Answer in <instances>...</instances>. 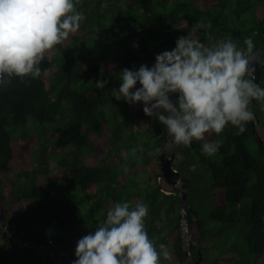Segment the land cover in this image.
<instances>
[{"label": "trees", "instance_id": "16d2710c", "mask_svg": "<svg viewBox=\"0 0 264 264\" xmlns=\"http://www.w3.org/2000/svg\"><path fill=\"white\" fill-rule=\"evenodd\" d=\"M78 8L86 20L48 53L39 78L0 84V208L5 221L29 242L81 237L113 203L143 200L149 206V237L157 246L165 244L172 256L162 264H184L178 187L163 178L152 183L150 175L138 177L146 166L153 177L160 176L164 126L145 116L141 103L117 101L98 90L95 81L119 85L121 69L151 66L155 54L172 49L181 35L208 44L206 30L192 29L197 21H210L207 31L215 38L230 37L241 47L244 38H253L264 87V0H81ZM116 103L125 119L116 116ZM252 109L264 130V111L255 100ZM28 127L36 133L26 132ZM245 127L241 135L231 125L220 136L206 134L223 141L212 157L202 154L199 141L174 147L172 166L187 184L191 263L199 253L198 264H264V147L251 121ZM52 150L60 153L54 156ZM118 150L125 152L120 165L108 163ZM52 159L62 168L57 201L50 187L38 184L44 177L41 167L47 169ZM192 164L195 171L189 170ZM10 174L15 179L6 193L1 183ZM72 244L70 238H59L48 243V250L55 253ZM48 253L28 254L0 231V264H69L74 259L73 252L54 258Z\"/></svg>", "mask_w": 264, "mask_h": 264}, {"label": "clouds", "instance_id": "9594fccd", "mask_svg": "<svg viewBox=\"0 0 264 264\" xmlns=\"http://www.w3.org/2000/svg\"><path fill=\"white\" fill-rule=\"evenodd\" d=\"M80 4L81 0H0V84L10 83L13 78L21 82L39 78L40 65L48 53L70 34L77 33L86 20L78 8ZM211 27L210 21H197L192 29L206 30L208 44L187 35L178 36L172 49L155 54L151 66L121 69L120 83L112 89L117 101L123 99L132 106L141 103L144 115L164 126L170 138L166 139L169 149L190 147L193 141H199L201 152L207 157L216 155L223 141L209 140L206 134L220 136L229 125L236 129L235 135L243 134L246 124L254 120L250 110L253 100L264 111V87L253 76L252 64L260 55L259 50L254 51L253 38H244L241 47L230 37H213L207 31ZM99 71L102 74L104 69ZM107 84L106 79L95 81L98 90ZM135 152L133 149V155ZM121 167L127 172L126 164ZM196 167L192 164L189 170L195 171ZM159 178L161 175L156 177ZM148 215L149 206L143 200L113 203L97 226L76 241L74 259L69 264L170 261L167 246H157L148 235ZM181 223L182 217L180 234ZM185 226L189 233L187 221ZM190 241L189 235V245ZM30 242L34 245V238ZM47 251L48 255L54 254L48 244L43 252ZM192 263L188 251V264Z\"/></svg>", "mask_w": 264, "mask_h": 264}, {"label": "water", "instance_id": "95a60500", "mask_svg": "<svg viewBox=\"0 0 264 264\" xmlns=\"http://www.w3.org/2000/svg\"><path fill=\"white\" fill-rule=\"evenodd\" d=\"M252 67L254 68L253 76L255 77V82L260 84L261 69L256 60L253 62ZM250 110L253 112L252 103L250 105ZM251 124H252L253 132L256 135L258 142L264 147V130L261 134L258 133L257 127H256V124L258 125V121L256 120L255 114H254V120L251 121ZM163 133H164V129L162 130V134ZM166 139L168 140L170 138H168L166 135ZM173 151H174V147L169 149L167 146H165V148L159 153L158 162H159V167L161 171L160 175L164 179V181L171 186H177L180 190L179 215L180 217H182V223H181L182 232L180 235L182 239L185 240L186 245L183 249L184 261H185V264H188L189 233H188V230L186 229V226H185L186 221L183 216L184 215L183 213L185 211L184 208L187 205V200H186L187 184L182 181L179 172L176 169H174L172 166V162L174 158ZM0 231H1L2 238L4 240L19 246L23 251L27 252L28 254H35V253L44 251V247H47L48 243L54 242V240L59 239V238H70L73 240V244L71 247L67 249H63L54 254H49L48 257L50 258L54 256L67 255L73 252L75 243L80 238V237L73 236V235H60V236L54 237L50 241L43 240L41 238H36L34 239L35 244L33 245L32 242H28L26 238L17 234L10 228V226L6 223L4 214L1 210H0ZM200 259H201V255L198 253L197 260H195L192 264H198Z\"/></svg>", "mask_w": 264, "mask_h": 264}, {"label": "rangeland", "instance_id": "374dc122", "mask_svg": "<svg viewBox=\"0 0 264 264\" xmlns=\"http://www.w3.org/2000/svg\"><path fill=\"white\" fill-rule=\"evenodd\" d=\"M104 1L105 0H102V2H104ZM102 22L104 23L106 21L102 20ZM109 49H110V47H109ZM117 86H118V82H116L115 85L111 83L110 85L105 87L103 91L105 92L106 95L113 97L112 96V89L116 88ZM113 98H115V97H113ZM116 104H117V106L119 108V111H120V114L117 113L116 116L118 118H120V119H125V117L123 118V116H122V113H121L122 109H120V107H119L120 104H118V103H116ZM105 113L107 115H110L111 112L108 109H106ZM130 118H131V116H130ZM256 127H257L258 133L261 134L263 132V129L260 126H258L257 124H256ZM25 131L26 132L27 131L30 132L32 135L36 133L35 129H32V127L26 128ZM249 148H250L251 151H253L254 146H249ZM52 151H53L52 154L54 156H57V154L60 153V151H58V150H52ZM80 151L83 152V153H86L85 151H87V150L86 149H81ZM113 153H114L113 157L108 159L107 162L109 163L110 161H115L116 164L119 166L120 165V161L119 160L124 157L125 152L123 150H118L116 152L114 151ZM46 167H47V169H45L44 167H41L43 170L45 169V171L42 170V172H43L42 174L44 175V177H39L38 178V184L46 186L47 188L50 187L52 189V193L54 194L53 200L57 201V200L60 199L59 194L61 193V189L57 187L61 183L60 182L61 178H59L57 176V174L62 171V168L53 159L48 161ZM147 175H150L152 183H155L157 181V179L155 177H153L154 175H153V172H152V169H151L150 166H146L145 169H143V170L138 172V177L141 180L146 179ZM14 179H15V176L13 174H10V178L7 180V182L1 183L3 192H6V193L10 192L11 182ZM7 197H9V196H7ZM209 201L207 203V207H208ZM21 204H25V203L21 202ZM25 206H27V205L25 204ZM189 235H190V238H191L190 231H189Z\"/></svg>", "mask_w": 264, "mask_h": 264}, {"label": "bare ground", "instance_id": "6f19581e", "mask_svg": "<svg viewBox=\"0 0 264 264\" xmlns=\"http://www.w3.org/2000/svg\"><path fill=\"white\" fill-rule=\"evenodd\" d=\"M185 234V233H184Z\"/></svg>", "mask_w": 264, "mask_h": 264}]
</instances>
